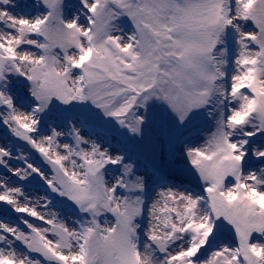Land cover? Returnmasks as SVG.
<instances>
[{
	"label": "snow or ice",
	"instance_id": "1",
	"mask_svg": "<svg viewBox=\"0 0 264 264\" xmlns=\"http://www.w3.org/2000/svg\"><path fill=\"white\" fill-rule=\"evenodd\" d=\"M0 129V264H264V0H0Z\"/></svg>",
	"mask_w": 264,
	"mask_h": 264
},
{
	"label": "rangeland",
	"instance_id": "2",
	"mask_svg": "<svg viewBox=\"0 0 264 264\" xmlns=\"http://www.w3.org/2000/svg\"><path fill=\"white\" fill-rule=\"evenodd\" d=\"M2 135H3V130L0 129V136H2ZM13 150H15V145H14ZM175 183H178V181H174L173 184H166V185H163V186H165V187H168V186H174ZM45 187H46V186H45ZM154 191H155V190H154ZM36 194H38V195H43L44 193H43L42 190L38 189ZM53 195H54V194H53ZM153 195H154V192H153ZM2 218H3V217H0V219H2ZM6 222H7V221H6Z\"/></svg>",
	"mask_w": 264,
	"mask_h": 264
}]
</instances>
